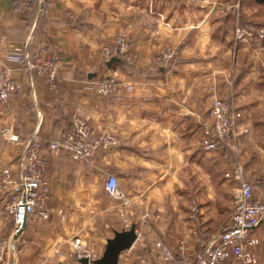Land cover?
<instances>
[{
	"label": "crops",
	"instance_id": "1",
	"mask_svg": "<svg viewBox=\"0 0 264 264\" xmlns=\"http://www.w3.org/2000/svg\"><path fill=\"white\" fill-rule=\"evenodd\" d=\"M217 1L46 0L44 6L35 3L19 13L1 1L0 39L7 44L30 39L34 47L47 46L57 57L60 80L52 91L36 74H18L19 94L0 104V170L8 164L17 169L20 147L25 148L33 132L39 131L45 141L58 139L71 130L75 116L119 139L118 145L88 160L44 148L52 213L48 220L27 223L22 264H76L58 254L68 250L75 236L102 256L107 240L125 226L121 204L105 191L110 175L130 199L127 221L142 233L118 264H142V257L152 264L150 252L158 238L174 247L186 239L194 253V232L205 241L217 236L232 222L239 166L254 196L264 200V56L255 58L244 46L231 62L237 12L212 8ZM242 3L240 15L262 23L264 3ZM124 29L134 62L120 58L107 67L101 48ZM168 47L181 48L178 70L156 64ZM108 70L135 89L109 97L95 94L91 81ZM215 98L236 108L237 137L209 152L203 148V132ZM9 198L0 187V208ZM194 203L196 220L190 218ZM11 228L3 222L0 238L8 237ZM254 235L260 241L254 252L264 264V220Z\"/></svg>",
	"mask_w": 264,
	"mask_h": 264
},
{
	"label": "built area",
	"instance_id": "2",
	"mask_svg": "<svg viewBox=\"0 0 264 264\" xmlns=\"http://www.w3.org/2000/svg\"><path fill=\"white\" fill-rule=\"evenodd\" d=\"M3 0H0V3ZM14 12L19 13L33 4L45 5L46 0H7ZM229 4H220V11L226 12ZM256 37L264 40V26L254 27L248 24H236L235 45L248 38ZM235 46V47H236ZM181 54L180 47H168L157 55L156 64L159 67L178 70L176 64ZM101 56L104 62L113 57L134 62L130 50L129 33L127 29L120 31L113 42L102 46ZM22 72H30L43 78L50 90L59 85V69L57 57L49 53L45 45L34 47L28 39L22 44H7L0 39V104L8 103L19 94L21 87L17 76ZM93 92L99 96L109 97L122 92H130L135 85L122 79L116 73L108 70L103 76L91 81ZM210 123L204 128L203 148L215 151L218 148L235 143L237 137L238 113L233 104L224 98H215L208 111ZM15 139V138H13ZM119 144L118 137L111 132H99L88 119L75 116L70 131L55 140L45 141L39 131L33 132L18 162L17 169L5 168L0 174V186L10 193V199L0 208V226L3 222L12 225L8 237L0 238V264H22L21 258L27 246L25 228L31 220H48L51 210L48 202L51 198V186L48 177L49 162L43 156L44 148L52 153L65 152L73 160H88L101 149H107ZM235 177L240 181V190L236 200L235 210L230 225L224 227L217 236L209 241L203 240L199 233L194 232L196 251L192 253L186 239H181L177 245L171 246L158 238L150 254L154 257L152 264H261L254 249L260 241L254 235V230L264 220V200L256 198L252 184L243 176L239 166ZM107 195L117 200L122 209L120 217L124 229L131 225L126 219V210L131 205L130 199L122 191L118 179L110 175L105 183ZM62 219L66 218L59 212ZM199 209L196 203L191 209L190 218L197 219ZM147 212L145 217H149ZM139 237L142 233L136 228ZM137 237V238H138ZM59 255H67V251L58 250ZM70 256H74L76 264H82L81 259H88V264L100 258L96 250L80 238L70 240ZM142 264H149L146 257L140 259Z\"/></svg>",
	"mask_w": 264,
	"mask_h": 264
},
{
	"label": "rangeland",
	"instance_id": "3",
	"mask_svg": "<svg viewBox=\"0 0 264 264\" xmlns=\"http://www.w3.org/2000/svg\"><path fill=\"white\" fill-rule=\"evenodd\" d=\"M195 2H199V0H194ZM205 2V0H202ZM220 1V0H219ZM217 1V3H212V8H215V9H220V4H223V3H226V4H229L230 6H234L236 4H239V10L240 8L243 6V3H242V0H227V1H223V2H219ZM230 7L226 12L224 13H228V12H231V11H234V12H237L236 14V17L234 18L233 22L232 23V32L233 34L231 35L232 38V46H230V55H231V62H233L236 57H237V53L239 52V49L241 47H248L249 51H252V53L255 55V58H259V59H262L263 56H264V52H263V47L262 44L264 43V40H259L258 38L256 37H251V38H248L247 40L241 42V43H238L237 46L235 45V29H236V24L238 22L239 26L240 25H245V24H248L249 26H254V27H263L264 26V20L262 21V23L258 24V23H255L249 19H246L245 17H243L242 15H240V12L238 9H234ZM239 12V13H238ZM236 46V47H235ZM246 47V48H247ZM101 53V52H100ZM102 57V56H101ZM119 58V57H118ZM264 61V60H263ZM262 61V62H263ZM104 62V61H103ZM107 62H104V64H106ZM23 151L24 149L22 147H20V151L18 152V159L20 160V158L22 157V154H23ZM20 153V154H19ZM7 167H11L10 164H8L7 166L5 165L1 170H0V174L2 173V171L7 168ZM1 187V186H0ZM10 199V198H9ZM6 204V203H5ZM234 213V212H233ZM7 228V225L5 226ZM4 227V229H6ZM70 246V244H68ZM70 248V247H69ZM68 248L67 250V255L66 257L68 258H71V259H74V256H70V249Z\"/></svg>",
	"mask_w": 264,
	"mask_h": 264
},
{
	"label": "water",
	"instance_id": "4",
	"mask_svg": "<svg viewBox=\"0 0 264 264\" xmlns=\"http://www.w3.org/2000/svg\"><path fill=\"white\" fill-rule=\"evenodd\" d=\"M120 61V58L113 57L107 63V67H111L114 62ZM136 227L131 226L130 229H124L121 231H115L114 236L109 238L106 243L105 250L102 256L94 261V264H118L119 258L122 252L130 250L137 240V234L135 232ZM82 264H88V259H81Z\"/></svg>",
	"mask_w": 264,
	"mask_h": 264
},
{
	"label": "trees",
	"instance_id": "5",
	"mask_svg": "<svg viewBox=\"0 0 264 264\" xmlns=\"http://www.w3.org/2000/svg\"><path fill=\"white\" fill-rule=\"evenodd\" d=\"M259 3H264V0H258Z\"/></svg>",
	"mask_w": 264,
	"mask_h": 264
}]
</instances>
